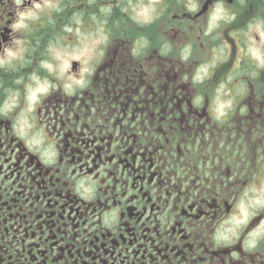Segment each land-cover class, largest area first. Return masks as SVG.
<instances>
[{"label":"flooded vegetation","instance_id":"obj_1","mask_svg":"<svg viewBox=\"0 0 264 264\" xmlns=\"http://www.w3.org/2000/svg\"><path fill=\"white\" fill-rule=\"evenodd\" d=\"M253 25L264 0H0V264H264Z\"/></svg>","mask_w":264,"mask_h":264},{"label":"rangeland","instance_id":"obj_2","mask_svg":"<svg viewBox=\"0 0 264 264\" xmlns=\"http://www.w3.org/2000/svg\"><path fill=\"white\" fill-rule=\"evenodd\" d=\"M147 4H143V2H141L135 7L133 15L136 20L139 19L141 22H143V21L148 20L151 17L152 7H150V5H147ZM30 16H33V14L31 15L30 13ZM262 31L263 30L260 25H253L251 26L249 33L247 35L250 42L255 46V49H249L248 53H251L252 56L256 57L257 59L259 58V61L261 60L259 56V52L262 48V37L264 33ZM103 40H104V36H103L102 30H98L97 32L90 33V52L91 51L94 52V54H92V52H91L92 55L90 54V57H92L90 58V62L96 59L95 53H98L96 52L97 51L96 48L99 47L98 44H100ZM79 49L83 50L81 47H79ZM66 50H69V49H66ZM60 51H64V50L60 49ZM63 55H64V58L67 60V58L65 57V54ZM100 63L101 61L98 63V65H100Z\"/></svg>","mask_w":264,"mask_h":264}]
</instances>
